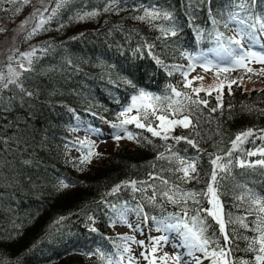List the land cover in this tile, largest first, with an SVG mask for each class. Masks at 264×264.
<instances>
[{
	"label": "trees",
	"instance_id": "1",
	"mask_svg": "<svg viewBox=\"0 0 264 264\" xmlns=\"http://www.w3.org/2000/svg\"><path fill=\"white\" fill-rule=\"evenodd\" d=\"M106 3L107 0H67L45 25L46 31L26 38L38 22V16L32 17L34 9L43 11L47 7L50 12L56 0H0V28L6 29L0 32V71L7 75L8 57H13L12 66L18 68L15 61L19 53L47 49L37 51L32 71L20 77L25 91L11 84L0 89V264H106L97 250L104 253L117 237L109 227L111 205L127 203L135 208L143 204L148 216L157 218L179 213L181 206L159 195L166 186L161 179L151 178L150 173L167 180L169 186L206 190L214 155L223 156L237 133L254 129L259 137L260 130H264V76L258 72L245 75L242 71L219 78L228 85L233 78L244 76L243 80L260 82L257 89L247 91L244 85L240 88L232 84L229 93L224 87L223 107L216 112L210 111L217 107L216 93L206 97L205 92H200V98H207L209 104L190 117L195 127H177L172 133L196 141L198 148L183 140L178 144L173 140L165 142L129 124L130 132L147 137L151 143L142 138L140 143H117L113 155L98 158L93 165H80L78 156L69 157L75 151L70 146L80 147L75 132L91 127L114 133L116 129L111 125L118 122V114L139 90L165 96L171 94L172 86L177 91L190 92L184 88L182 71L189 70L191 61L182 53L203 55L216 49V32L231 37L229 13L239 11L234 7L235 0H119L118 11L104 12ZM153 8L172 14L179 29L177 36L165 37L161 33L160 27L168 26V21L134 19L143 15L144 9ZM91 11L100 14L83 21L76 19ZM49 12L44 13L45 18ZM252 12L264 14V0H257ZM26 20L28 23L21 27ZM149 45L153 47L149 49ZM153 56L167 68L158 65ZM173 65L183 67L174 70ZM169 145L180 156L198 161V179L183 183L178 179L181 173L169 171L177 167L174 161L156 159L160 152L168 155ZM240 147L243 151L233 153L234 166L220 180L219 189L230 243L226 244L215 219L206 212L200 215L206 220L205 235L210 240L218 241L219 247L231 248L232 259L251 261L256 253L247 249L249 240L257 235L251 230L254 217L246 211L250 203L237 197L248 190L264 196V167L240 168L235 161L264 159L245 155L264 147V140L249 138ZM129 180L147 182L138 187L154 185L155 205L145 199L152 195L151 188L146 193L122 188L109 195L115 185ZM60 181L69 187L58 190ZM186 207L191 217L195 209H209L211 205L201 198L198 205L189 201ZM88 216L94 217V224ZM237 216H246L249 228L228 223L230 217L234 221ZM60 217L66 219L57 224ZM91 227L97 231H90Z\"/></svg>",
	"mask_w": 264,
	"mask_h": 264
},
{
	"label": "snow or ice",
	"instance_id": "2",
	"mask_svg": "<svg viewBox=\"0 0 264 264\" xmlns=\"http://www.w3.org/2000/svg\"><path fill=\"white\" fill-rule=\"evenodd\" d=\"M24 3H29L30 0H23ZM43 3V0H41ZM67 3V0H56V5L51 9L47 7L43 11L40 9H34L32 17L38 16V22L28 33V37L38 34L40 31H46L45 25L50 23L52 19L57 15L58 10ZM119 0H107L104 12L118 11ZM257 3V0H235L234 7L239 11H234L229 13V18L235 21L236 35L231 37H225L224 33L217 31L214 39L217 42V52L220 55L221 62H213V60L207 57H196L190 53H182L188 57L190 61H200L199 66L205 71L209 72L215 69V75L219 77L220 73H228L230 70H235L238 68L245 69V75L247 73H255L256 70L251 68L249 65L252 63L260 64L262 67L258 70V75L264 76V45L261 46V50H254L258 44H261V38L264 37V15H255L252 12V8ZM233 5H230L232 7ZM19 9H17V12ZM49 12L48 16L45 18L44 13ZM241 13L245 14L244 18H241ZM99 11L85 12L83 14L77 15V20H86L98 16ZM134 19L142 21H156L164 20L168 21V26H161V33L167 37H175L178 35V26L175 24L174 18L170 12L163 11L158 8H153L152 10L144 9V14L141 16H136ZM28 23V21L22 22L23 24ZM213 23H216L213 20ZM60 27H63L61 25ZM227 27V24H225ZM6 31V29L0 28V32ZM197 34L200 35V30H197ZM247 44V47H246ZM149 49L153 46L149 45ZM45 48H32L30 51L19 53L16 58V63L18 68L12 66L13 57H8L9 63L6 65L7 75L3 71H0V89H7L9 85H16L25 91L23 85L20 83V77L24 72L32 71L33 59L36 57L37 51L45 52ZM18 51V50H17ZM153 59L158 65H163V61L153 56ZM26 62V64H25ZM167 68L166 65H163ZM174 70H180L183 66L173 65ZM195 64L190 63L188 65L189 71L194 70ZM189 71H182V76L185 78L186 83L184 84L185 89H190L189 91H177L175 87H170V95L159 96L153 93L147 92L143 89L139 90L136 95L131 97V102L128 106L123 108V110L118 114V122L111 125L112 128L119 130L113 135V139L120 141L121 139L135 140L137 143L141 142V138L147 143H151L147 137H141V134H133L127 128L129 124H135L136 128L146 129L147 132L151 133L153 137H158L161 140L167 142L169 140L175 141L177 144L182 140L186 143L192 145L194 148H198L196 141L188 139L185 136L172 135L177 127L190 128L195 127L192 124L190 117L193 115L194 111L201 110V106L208 107L209 101L207 98H200L199 94L201 91L205 92V96L212 95V91L204 89L201 87H192L195 81H203L204 77L194 76L190 80L188 79ZM169 75L172 73L169 72ZM244 76L233 78L228 85H225L223 81L220 82L219 87L214 88L213 91L216 92L215 99L217 101V107H212L211 112H216L218 108H222L223 104L221 101V89L224 87L228 88L229 93L231 92L232 84H236L237 87L242 88L243 84L241 81ZM251 79V76H248ZM129 83H131L129 81ZM211 87V86H210ZM26 95L32 96V92H26ZM133 110H135V115H132ZM70 111H73L70 109ZM264 111V110H262ZM93 115H95L93 113ZM79 120V116L76 117ZM155 125V126H154ZM89 131H94L89 127ZM123 132V135L120 134ZM261 135L257 137L256 130L247 129L243 132H239L235 135V138L231 141V148L227 152L221 155H214L211 159V164L213 165V170L210 177V182L207 184L206 190L196 191V190H185L178 184H172L169 186L167 180H163L160 177H150L153 179H161V183L166 186V190L160 191L159 195L166 200L168 203L181 206V212L170 213L167 217L157 219V217H149L144 211L143 204H137L135 208H131L125 203L124 205H111L113 210V216L109 218V226L115 227L117 223L123 224L129 228H132V224L128 222L129 212L136 213L137 216H142L144 221L147 222L151 219L156 225L158 231L171 232L175 231L182 238V245L190 249V255L194 252L202 253L203 259H210L211 264H264V196L258 195L251 192L250 190L246 193L237 197L238 200H247L251 207L246 209L248 215L254 217L252 224V231L256 232L257 235L249 240L248 251L256 253L255 257L251 261L241 260L236 261L232 259L231 252L232 249L229 247H219L218 241L210 240L206 235L207 223L204 218L201 217V212H206L209 216L217 221L221 233L224 235L226 244L230 243L229 235L226 232L225 220L222 216V202L220 201V191L221 188L220 180L224 178L225 175L231 173L232 167L234 166V161L232 159L233 153L237 150L243 151L240 147L244 143L248 142L249 138H259L264 140V130H260ZM199 135V133H197ZM6 143V141H4ZM96 145L93 141H80V148L82 150V155L79 160L80 165L87 164L91 161L94 156H99L101 154L94 151ZM86 151H83L85 150ZM165 152H160L157 154L156 159H166L170 163L175 162L177 167L175 169H169V171H175L181 173L178 179L187 183L191 180L198 179L197 163L198 161L193 157H182L178 152L173 151V146L169 145ZM246 156L259 155L264 157V147L258 149L257 151H249L245 153ZM27 163V162H26ZM235 166L240 168H253L256 166L264 167V159H258L255 162L246 161L244 159H238L235 161ZM81 170L83 168L81 167ZM145 181L129 180L123 181L120 184L115 185L109 195L115 194L122 188H131L135 192L146 193L149 188L152 189L151 196H145L146 201L149 204L155 205L157 199V189L152 184H147V187H138L137 185H145ZM58 190L66 189L69 184L64 181H60L57 186ZM203 198L212 205L209 209L197 208L195 209V215L189 217V209L186 207L189 201L193 204H199L200 199ZM107 203L106 201H102ZM188 218V219H185ZM66 219V217H60L56 223H60ZM247 217L237 216L233 221L231 217L228 223H239L243 228H249V224L246 223ZM88 220L94 224V217L88 216ZM139 228V226H137ZM90 231H97L95 227H91ZM121 239L125 241H132L144 246V241H136L134 236H122ZM247 239V238H246ZM167 242V236H160L152 238L150 252H142L141 256L148 261V264H169V260L172 264H180L181 257L179 255H174L169 257L165 253L161 257H156V252L161 246V243ZM215 244L216 247L212 245ZM124 253H130L131 248L125 244L123 247ZM91 254V253H90ZM97 254L100 255L102 260H106V264H120V260L113 261L111 257H106L105 254L97 250ZM129 264H133V258L128 257ZM196 264H202V259L200 257H195Z\"/></svg>",
	"mask_w": 264,
	"mask_h": 264
},
{
	"label": "rangeland",
	"instance_id": "3",
	"mask_svg": "<svg viewBox=\"0 0 264 264\" xmlns=\"http://www.w3.org/2000/svg\"><path fill=\"white\" fill-rule=\"evenodd\" d=\"M241 18L245 17V14L241 13ZM264 15V14H261ZM230 26L228 31L230 33V36L236 35V23L235 21H232L230 19ZM264 45V37L261 38V44H258L254 50H261V46ZM247 47V44H246ZM196 57H207L210 60H213V62H221L220 61V55L217 52L216 49H212L208 52H206L203 55H194ZM191 63L195 64L194 70L189 71L188 79L190 80L194 76H202L204 77L203 81H195L192 84V87H201L203 86L204 89L212 91V93H216L213 91L214 88L219 87L220 82L224 80L220 79L215 75V69H212L209 72H205L200 66V61H191ZM251 68L258 70L262 67L260 64L252 63L249 65ZM242 71H246L245 69H235L230 70L228 73H220L222 74H230V73H239ZM219 75V76H220ZM226 82V81H225ZM224 82V84H225ZM241 83L244 85V89L247 91H250L251 89H257L260 82L258 81H248V80H242ZM211 86V87H210ZM204 92V91H201ZM223 89H221L220 94L222 95ZM161 96V95H159ZM163 97V96H162ZM131 99L128 103L130 104ZM127 105V106H128ZM135 110H133L132 115H135ZM135 125V124H134ZM119 130H115L113 132H107V131H89V129H82L79 132H75V136L77 137L78 141H93L95 142V149L94 151L101 154L99 156H94L88 165H93L94 160L98 158H102L103 156L113 155L115 152L116 144L117 143H129L131 140L128 139H121L120 141L114 140L112 137L115 133H117ZM121 135H123V132H120ZM75 151H73L69 157L72 156H78L79 158L82 155V150L80 147H73ZM83 151H86L83 150ZM80 160V159H79ZM131 207V206H130ZM212 207V205H211ZM210 207V208H211ZM168 215H163L161 218L167 217ZM223 216V211H222ZM161 218H157L158 220ZM128 222L132 224V228H129L123 224L117 223L115 227H110V232L117 235V237L114 239L112 246L109 249L104 250V254L106 257H111L113 261L119 260L121 256H123V259L120 260V264H129L128 257L131 256L133 258V264H148V261L145 260L142 256V252H150L151 249V240L155 237L160 236H167V242L161 243V246L158 248V251L156 252V257H161L165 253L169 255V257L174 255H179L181 257L180 264H196L195 257H200L202 259V264H211L210 259H203L202 253L200 252H194L193 254L190 253V249L184 247L182 245V238L179 234H177L175 231L171 232H163L157 230V225L152 221L148 220L147 222L144 221V218L142 216H137L134 212H129L128 215ZM139 226V228H137ZM134 236L136 241H144V246L139 245L138 243L132 242V241H125L121 239L122 236ZM127 244L131 248L130 253H124L123 247ZM106 261V260H105ZM169 264H172V261L169 260Z\"/></svg>",
	"mask_w": 264,
	"mask_h": 264
}]
</instances>
